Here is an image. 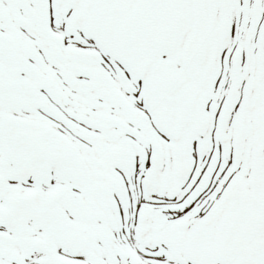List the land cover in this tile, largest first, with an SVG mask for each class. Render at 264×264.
I'll return each instance as SVG.
<instances>
[{
  "label": "snow or ice",
  "instance_id": "obj_1",
  "mask_svg": "<svg viewBox=\"0 0 264 264\" xmlns=\"http://www.w3.org/2000/svg\"><path fill=\"white\" fill-rule=\"evenodd\" d=\"M0 264H264V0H0Z\"/></svg>",
  "mask_w": 264,
  "mask_h": 264
}]
</instances>
